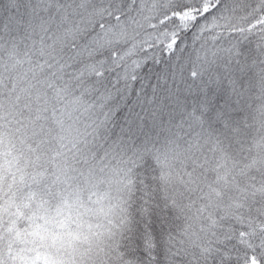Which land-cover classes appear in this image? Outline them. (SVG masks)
I'll return each mask as SVG.
<instances>
[{
    "label": "snow or ice",
    "instance_id": "6c2138e0",
    "mask_svg": "<svg viewBox=\"0 0 264 264\" xmlns=\"http://www.w3.org/2000/svg\"><path fill=\"white\" fill-rule=\"evenodd\" d=\"M0 264H264V0H0Z\"/></svg>",
    "mask_w": 264,
    "mask_h": 264
}]
</instances>
